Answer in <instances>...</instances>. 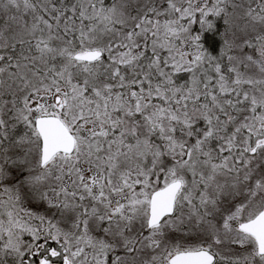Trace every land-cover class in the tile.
<instances>
[{
  "label": "snow or ice",
  "instance_id": "obj_1",
  "mask_svg": "<svg viewBox=\"0 0 264 264\" xmlns=\"http://www.w3.org/2000/svg\"><path fill=\"white\" fill-rule=\"evenodd\" d=\"M0 264H264V0H0Z\"/></svg>",
  "mask_w": 264,
  "mask_h": 264
}]
</instances>
